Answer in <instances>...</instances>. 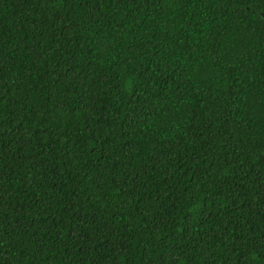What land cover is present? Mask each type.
Listing matches in <instances>:
<instances>
[{
  "label": "trees",
  "instance_id": "obj_1",
  "mask_svg": "<svg viewBox=\"0 0 264 264\" xmlns=\"http://www.w3.org/2000/svg\"><path fill=\"white\" fill-rule=\"evenodd\" d=\"M0 264H264V0H0Z\"/></svg>",
  "mask_w": 264,
  "mask_h": 264
}]
</instances>
